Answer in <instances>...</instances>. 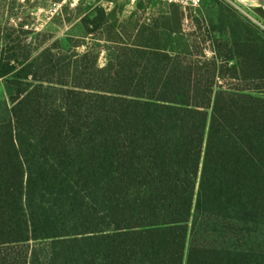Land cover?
<instances>
[{"label":"trees","instance_id":"16d2710c","mask_svg":"<svg viewBox=\"0 0 264 264\" xmlns=\"http://www.w3.org/2000/svg\"><path fill=\"white\" fill-rule=\"evenodd\" d=\"M172 11L3 53L0 264H264V31L223 3L196 58Z\"/></svg>","mask_w":264,"mask_h":264},{"label":"rangeland","instance_id":"374dc122","mask_svg":"<svg viewBox=\"0 0 264 264\" xmlns=\"http://www.w3.org/2000/svg\"><path fill=\"white\" fill-rule=\"evenodd\" d=\"M142 7L129 6L124 0H0V59L3 53H9V48L17 54H24L31 50L34 54L41 49L51 46L54 41L70 38V45L60 43L59 50L62 55L70 54L72 49L78 52L84 51V46L74 48L80 41H86L89 45L99 43L101 45L98 59L99 66L106 62L104 45L113 37L105 26L94 34H86L82 18L90 14L95 15L93 9L101 7L109 21L115 19L118 22L126 21L152 22L161 19L164 15L173 17V7L178 8L182 18V28L189 35L191 41L199 48H195L196 56L200 57V49L207 56L212 52L208 48L207 29L216 21L220 6L228 3L241 15L249 19L254 25L264 31V20L254 11L238 9L227 0H203L195 9L182 8L176 4L156 2L153 0H140ZM115 37V36H114ZM113 39V38H112ZM121 39L127 40L123 34ZM19 47V48H18ZM71 49V50H70ZM3 93L2 80L0 79V95Z\"/></svg>","mask_w":264,"mask_h":264},{"label":"built area","instance_id":"2783aa9c","mask_svg":"<svg viewBox=\"0 0 264 264\" xmlns=\"http://www.w3.org/2000/svg\"><path fill=\"white\" fill-rule=\"evenodd\" d=\"M74 3L79 2L80 0H73ZM126 1V3L131 6L134 7L137 5V3L140 0H124ZM156 2H162V3H170V4H176L182 8H190V9H195L197 7H199L202 3L203 0H153ZM228 2H230L233 6H235L238 9H241V7H239L234 0H227Z\"/></svg>","mask_w":264,"mask_h":264},{"label":"crops","instance_id":"0c3cea01","mask_svg":"<svg viewBox=\"0 0 264 264\" xmlns=\"http://www.w3.org/2000/svg\"><path fill=\"white\" fill-rule=\"evenodd\" d=\"M234 1L239 7L246 10H250L254 12L255 9L257 8H261L264 10V0H234Z\"/></svg>","mask_w":264,"mask_h":264}]
</instances>
